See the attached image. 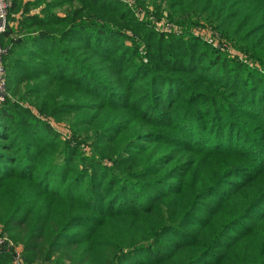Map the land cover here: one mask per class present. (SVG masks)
I'll return each mask as SVG.
<instances>
[{"label":"trees","instance_id":"obj_1","mask_svg":"<svg viewBox=\"0 0 264 264\" xmlns=\"http://www.w3.org/2000/svg\"><path fill=\"white\" fill-rule=\"evenodd\" d=\"M8 22L0 236L24 263L264 264V0H10Z\"/></svg>","mask_w":264,"mask_h":264},{"label":"built area","instance_id":"obj_2","mask_svg":"<svg viewBox=\"0 0 264 264\" xmlns=\"http://www.w3.org/2000/svg\"><path fill=\"white\" fill-rule=\"evenodd\" d=\"M10 8V0H0V38L1 34L5 31L8 25V13ZM139 18L143 17V12L141 10L137 11ZM156 29L162 32H178L179 28L168 21H162V23H155ZM210 40V39H209ZM212 41V40H210ZM4 50L0 44V102L4 99L5 95V77H4V66L2 63V54ZM7 248L12 249V263L11 264H27L24 263L21 256V247L19 245H13L11 241L6 242L5 238L0 236V249Z\"/></svg>","mask_w":264,"mask_h":264},{"label":"rangeland","instance_id":"obj_3","mask_svg":"<svg viewBox=\"0 0 264 264\" xmlns=\"http://www.w3.org/2000/svg\"><path fill=\"white\" fill-rule=\"evenodd\" d=\"M150 9V12H151V10H153L154 8L153 7H150L149 8ZM151 17V16H150ZM149 16H148V18H150ZM153 21V20H152ZM162 21H163V19H160V20H154L153 21V23H154V25H155V23H162ZM165 21V20H164ZM9 23V22H8ZM156 26V25H155ZM194 32L195 33H198L200 36H202V37H208L210 40H213V38H211L212 37V35H215V33L209 28V27H203V28H200V29H194ZM54 125L56 126V127H58V128H60V129H62L63 131H65V127H64V125L63 124H56V123H54ZM1 237H3V238H5V240H6V242H9L8 240H7V238L6 237H4V236H1ZM21 256H22V254H21ZM44 264H56V263H53V262H46V263H44Z\"/></svg>","mask_w":264,"mask_h":264}]
</instances>
